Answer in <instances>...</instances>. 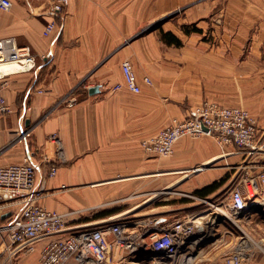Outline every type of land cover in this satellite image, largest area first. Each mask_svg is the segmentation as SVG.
Returning <instances> with one entry per match:
<instances>
[{
    "label": "crops",
    "instance_id": "obj_1",
    "mask_svg": "<svg viewBox=\"0 0 264 264\" xmlns=\"http://www.w3.org/2000/svg\"><path fill=\"white\" fill-rule=\"evenodd\" d=\"M49 10L38 0H14L10 12L0 13V39L14 37L44 57L34 72L9 78L4 96L12 112L0 114V167L30 159L35 202L69 214V228L141 215V207L176 185L186 199H202L194 192L222 180L224 187L235 177L231 167L257 166L261 156L231 146L224 152L208 133L181 139L171 160L147 154L142 143L205 100L244 107L264 137V0H70L61 27L45 36ZM159 22L161 29L146 32ZM190 24L201 32L186 34L183 25ZM163 33L182 45L163 41ZM127 60L141 93L114 89L124 85ZM258 179L240 183L246 188ZM261 204L259 194L253 207ZM164 207L155 206V216Z\"/></svg>",
    "mask_w": 264,
    "mask_h": 264
},
{
    "label": "built area",
    "instance_id": "obj_2",
    "mask_svg": "<svg viewBox=\"0 0 264 264\" xmlns=\"http://www.w3.org/2000/svg\"><path fill=\"white\" fill-rule=\"evenodd\" d=\"M38 1L50 8L52 20L44 32L45 36H50L60 27L70 0ZM13 6L14 0H0V13L10 12ZM38 60L39 56L31 47L20 45L14 37L0 39V114L12 112L4 96L9 78L17 73L34 72L39 66ZM5 67H15V70H5ZM122 70L124 85L117 84L114 89L119 91L125 86L132 93H141L142 86L129 60L123 62ZM144 82L153 84L149 77H145ZM66 102L70 107L76 103L72 98ZM206 133L217 139L224 152L225 147L231 146L250 156L264 154L263 133L251 113L244 107L222 105L211 100L195 107L189 117L173 119L169 126L142 145L149 155L171 158L181 139H198ZM201 170L202 167H197L193 171ZM57 171L52 166L50 177H55ZM258 180L260 188L253 184L255 193H251L249 188L231 191L230 211L237 213L255 205L259 194L264 200V173ZM36 181V165L30 159L0 167V264H19L36 254L39 256L38 264H108L110 253L116 247H132L123 223L95 229L84 226L73 231L67 226L69 214L49 210L35 202ZM4 215L9 216L3 219ZM191 229L189 221L177 222L172 228L152 233L153 250L172 252L175 243ZM225 260L226 264H243V256L237 254L229 255Z\"/></svg>",
    "mask_w": 264,
    "mask_h": 264
},
{
    "label": "rangeland",
    "instance_id": "obj_3",
    "mask_svg": "<svg viewBox=\"0 0 264 264\" xmlns=\"http://www.w3.org/2000/svg\"><path fill=\"white\" fill-rule=\"evenodd\" d=\"M158 29H161V22L146 29V32ZM42 63L43 59L39 58L38 64ZM173 156L163 158L171 160ZM259 156L261 158L255 160L258 163L257 166L254 164L255 168H247L249 167L247 163L231 167L235 173L234 179L207 199L191 198V203L184 204L182 201L188 197L184 196L181 187L176 185L164 190V196L156 198L155 203L141 207L139 210L141 215L119 213L98 224H89L87 228L95 229L118 223H123L127 227L125 235L130 237L132 247L125 249L116 247L110 253L108 264H226V257L234 254L243 256V264H259L264 260V204L256 208L252 205L237 213L231 211L230 215L221 213V210H231L230 193L233 189L241 188L246 191L249 188L251 193H255L252 184L245 188L240 179L248 176L258 177L264 173V154ZM214 166L211 163L202 166V169ZM189 179V177L183 179L181 184ZM255 184L260 188L259 180ZM161 197L167 200L161 201L163 199ZM161 204L165 207L158 210L165 209L166 212L162 213L163 216L161 214L155 216L157 210L154 207ZM188 221L194 224L196 221V224L175 243L172 252L153 250V240L150 237L152 233L162 231L166 227L172 228L177 222ZM82 227L84 226L73 228V231L83 229ZM34 258L35 256L22 260L19 264H38L39 256L38 260L33 262Z\"/></svg>",
    "mask_w": 264,
    "mask_h": 264
},
{
    "label": "trees",
    "instance_id": "obj_4",
    "mask_svg": "<svg viewBox=\"0 0 264 264\" xmlns=\"http://www.w3.org/2000/svg\"><path fill=\"white\" fill-rule=\"evenodd\" d=\"M183 30L185 31L186 34H191L192 32H201V30L196 27V24L183 25ZM162 39L163 41L167 42L170 45H176V46L182 45V41L172 33H163ZM225 182H226L225 180H222L220 182H215L212 185H209L203 189L196 190L194 192V195L202 199H206L209 196H211L213 193H215L216 191L220 190L221 187L225 184ZM183 202L189 203L191 202V200L185 199ZM112 212L114 211L108 212L106 214L109 215Z\"/></svg>",
    "mask_w": 264,
    "mask_h": 264
},
{
    "label": "bare ground",
    "instance_id": "obj_5",
    "mask_svg": "<svg viewBox=\"0 0 264 264\" xmlns=\"http://www.w3.org/2000/svg\"><path fill=\"white\" fill-rule=\"evenodd\" d=\"M5 70H8V69H10V70H15V67H5L4 68ZM221 213L222 214H225V215H230L232 212L229 210V211H223V210H221ZM202 218H199V220H201ZM195 222V224H196V221H194ZM192 225H195L194 223H191ZM195 235V234H194ZM193 239V238H192Z\"/></svg>",
    "mask_w": 264,
    "mask_h": 264
},
{
    "label": "water",
    "instance_id": "obj_6",
    "mask_svg": "<svg viewBox=\"0 0 264 264\" xmlns=\"http://www.w3.org/2000/svg\"><path fill=\"white\" fill-rule=\"evenodd\" d=\"M99 91H100V86H96V87L90 89L91 94L98 93ZM7 216H9V215H4L3 219L6 218Z\"/></svg>",
    "mask_w": 264,
    "mask_h": 264
}]
</instances>
